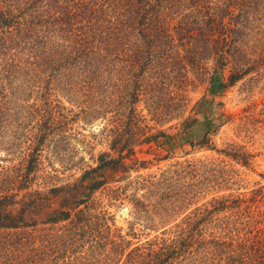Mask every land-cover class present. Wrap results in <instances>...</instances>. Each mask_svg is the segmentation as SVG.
I'll return each instance as SVG.
<instances>
[{"label": "trees", "instance_id": "16d2710c", "mask_svg": "<svg viewBox=\"0 0 264 264\" xmlns=\"http://www.w3.org/2000/svg\"><path fill=\"white\" fill-rule=\"evenodd\" d=\"M252 75L264 81V0H0V264H264V185L239 193L236 172L208 159L131 179L146 165L137 149L160 139L248 166L216 150L211 102L189 95ZM65 103L108 122L95 166L70 159ZM174 121L175 136L157 128ZM50 147L81 175L45 186ZM129 189L136 224L123 233L97 194L124 202Z\"/></svg>", "mask_w": 264, "mask_h": 264}, {"label": "rangeland", "instance_id": "374dc122", "mask_svg": "<svg viewBox=\"0 0 264 264\" xmlns=\"http://www.w3.org/2000/svg\"><path fill=\"white\" fill-rule=\"evenodd\" d=\"M204 97L211 104L203 108V113L207 112L209 119L217 127L210 136L212 145L215 146L216 150L230 151L235 148L238 153L247 154L250 157L248 166L236 163L217 151H196L189 143L179 144V138L170 142L160 139L158 143L145 145L137 149V158L146 162V165L140 172H134L131 179H135L139 175L158 176L175 171L180 166H185L188 161L208 159L215 162L219 169L225 167L224 170L226 171L236 172L242 182L231 188L239 193L247 192L250 195L259 185H264V81L257 82V76L252 75L213 97L208 96L207 85L198 86L189 95L191 107ZM65 105L72 112H69L71 117L75 118L70 125L72 137L65 144L70 148V159H74L78 166L84 164L95 166L97 156L108 150V141L104 135L108 122L104 119L91 121L90 117L85 116L83 113L80 114L81 108L68 103H65ZM176 123L174 121L164 126H157V128L166 130L168 134L175 136L180 131V127L176 128ZM189 133L193 136V140L197 142L203 139L205 131L202 124H200ZM62 139L59 137L56 140ZM175 141L177 142L176 145H174ZM10 158V156H6L5 152L0 151L1 164L10 165L9 162H6ZM19 161L15 158L16 164ZM178 164H180L179 167H177ZM80 167L84 168L83 166ZM56 170L58 174H56ZM63 170L64 168L60 166L58 161L54 160L50 147L43 153L41 170L37 175L39 177L48 176L45 180V186L54 185L57 180L56 175L62 180L61 183L71 180L70 176L72 175L73 178L81 175L80 171L75 170V168L70 171ZM64 172L65 174H63ZM187 184L182 185V189L188 188ZM125 185L126 183L120 184V186ZM109 186L112 188V185ZM107 192L98 193L97 197L102 199L105 208L114 218L116 226L122 229L123 233L129 232L131 229L130 224H136L133 217V205L129 202L133 199L134 191L129 189L124 202H109ZM231 193L232 190L223 191L218 195H229ZM142 194L143 191H139V196ZM211 198L212 195L206 196L201 204ZM193 209L194 207L191 210ZM138 218L139 224L135 226L137 231L141 229L139 226L145 224V221L141 220L146 219L142 216ZM147 233H151V237L156 235L154 232ZM141 240L144 242L145 238L143 237Z\"/></svg>", "mask_w": 264, "mask_h": 264}]
</instances>
